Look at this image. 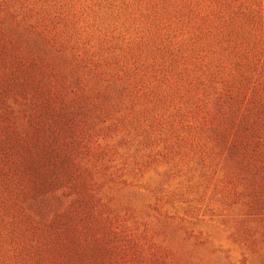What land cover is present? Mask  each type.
I'll return each instance as SVG.
<instances>
[{
    "label": "rangeland",
    "instance_id": "1",
    "mask_svg": "<svg viewBox=\"0 0 264 264\" xmlns=\"http://www.w3.org/2000/svg\"><path fill=\"white\" fill-rule=\"evenodd\" d=\"M0 22L22 57L0 73L30 61L71 101L51 215L87 177V217L132 240L121 264L135 245L160 257L140 264H264V0H0Z\"/></svg>",
    "mask_w": 264,
    "mask_h": 264
},
{
    "label": "trees",
    "instance_id": "2",
    "mask_svg": "<svg viewBox=\"0 0 264 264\" xmlns=\"http://www.w3.org/2000/svg\"><path fill=\"white\" fill-rule=\"evenodd\" d=\"M31 28L36 29L35 26ZM12 57L14 62L10 59ZM21 62L17 47L7 40L0 26V65L5 69L9 64ZM29 62H26L28 67L25 70L7 69L14 76L13 81L0 73V264L125 263V254L132 240L117 231L118 227L113 226L110 219L100 214L92 223L87 217L88 211L83 210L99 205V199L88 186L80 193L78 185L85 186L84 180L88 184L87 177H82L83 183L71 182L78 194L66 210L52 215L47 211L52 199L57 197L51 196L50 200L46 195L52 194L71 177L69 170H66L70 173L67 174L63 167L54 166V157L47 154V134L66 130V126L59 123L66 120L64 109L71 112V101H67L60 91L53 92L55 86L52 83H56V79L52 72L45 76L39 67ZM47 92H51L49 96L45 94ZM27 95L30 96L28 104L23 105L22 100ZM9 97L14 98L20 106L18 109L7 104ZM56 99H60V107L48 105ZM82 102L86 103L85 99ZM15 111L27 117V124L20 129L15 125ZM248 145L243 149L256 151ZM79 174H86L85 169ZM98 232L100 237H96ZM133 252L131 258L136 264L143 260H160V257H154V253L143 257L136 245Z\"/></svg>",
    "mask_w": 264,
    "mask_h": 264
}]
</instances>
